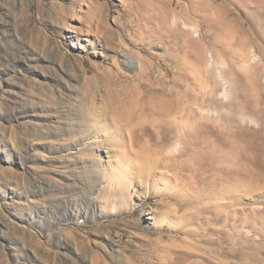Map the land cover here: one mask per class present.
Instances as JSON below:
<instances>
[{
    "label": "rangeland",
    "instance_id": "obj_1",
    "mask_svg": "<svg viewBox=\"0 0 264 264\" xmlns=\"http://www.w3.org/2000/svg\"><path fill=\"white\" fill-rule=\"evenodd\" d=\"M0 264H264V0H0Z\"/></svg>",
    "mask_w": 264,
    "mask_h": 264
},
{
    "label": "bare ground",
    "instance_id": "obj_2",
    "mask_svg": "<svg viewBox=\"0 0 264 264\" xmlns=\"http://www.w3.org/2000/svg\"><path fill=\"white\" fill-rule=\"evenodd\" d=\"M121 58L123 59L122 60L123 64L127 68H129V69H135L134 62L131 60L130 57H128L127 55H122ZM149 68H150L149 62H147V61L144 60V63H141L140 72L138 74H136L135 76L131 77V78L134 79V80H141L142 78L148 77L149 76V73L147 71H148ZM127 78H128V76H126L122 72L118 71V75L116 77V81L115 82H118V83L121 82L122 83ZM198 144H200V142Z\"/></svg>",
    "mask_w": 264,
    "mask_h": 264
}]
</instances>
